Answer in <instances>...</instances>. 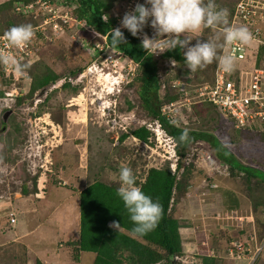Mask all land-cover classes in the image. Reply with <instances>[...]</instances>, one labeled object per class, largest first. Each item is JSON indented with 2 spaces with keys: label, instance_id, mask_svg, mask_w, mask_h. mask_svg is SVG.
<instances>
[{
  "label": "rangeland",
  "instance_id": "374dc122",
  "mask_svg": "<svg viewBox=\"0 0 264 264\" xmlns=\"http://www.w3.org/2000/svg\"><path fill=\"white\" fill-rule=\"evenodd\" d=\"M219 1L227 7L231 2H236L237 0ZM136 2L138 0H133V3ZM114 10L115 14H117L116 19L119 22L114 24L112 28L121 27L120 21L124 13L118 9L116 11L115 8ZM258 25L264 31V17ZM148 28L147 25L144 26L142 33L138 35L139 39L141 38L140 40H142L143 35H147L149 38L156 37L155 29L151 25ZM2 30L3 27L0 21V34L4 33ZM215 31L206 33L203 28L198 33H189V38L194 36L189 41V45L196 43V35L205 38L204 41L207 39L220 44L222 32ZM87 37L89 41L93 42L94 47L100 45L102 48L94 56H91L83 47L79 48L73 40H68L67 38L66 40H64L65 38H58L53 44L44 47L40 64L33 68L34 70L48 64L57 68L54 70L60 74L64 73L73 77L84 74V77L77 82L78 84H69L71 86L70 88L67 87L69 90L61 88L62 90L56 92L58 94L51 93L52 95L48 96L47 101L45 100L46 102L40 103L38 106L28 107L31 102H34V96L31 101L21 105L22 109L21 113L17 115V122L24 127V139L10 142L8 136L6 141L3 140V143L5 142L3 145L0 142V149L2 145L0 152H5L7 160L15 158V162L9 161L8 164L4 163L5 159L1 158L3 160H0V193L4 191L5 195L9 196L6 191L14 189L11 188L12 185L10 186L11 182H13L12 187L18 185L20 178H23L21 175L24 173V167H26L27 171L29 168V172L34 171L43 159L34 157L37 154L35 147L45 142L44 140L48 139L51 141L54 135L55 139L52 144H56V147L53 146V148L57 149L59 146L65 148L64 151L66 153H63V161H65L66 167L57 172L53 170V176L50 179H57L55 180L56 185L52 184L51 189V184H49L47 195L39 199L41 202L48 197L47 202L40 203L42 207L45 208L47 203L48 207L52 209L55 202L59 203V201L68 198L66 190H80L96 179L107 184L118 185L119 168L122 165L130 167L135 176L141 178L152 175L154 170L169 169L171 173L176 175L178 180V177L180 178L185 172L186 174L183 178H185L186 185L190 186V196L188 195L186 200L184 198L175 203L173 216L179 219L185 218V222H188V229H181V232L188 239H186L183 255L176 257V262L178 264H201L202 256L206 255L217 256V264H264V242L259 243L256 241L257 238L255 236L258 229L254 227L255 219L253 220L250 207L252 198L255 200L264 198V184L253 178L247 181L244 173L235 169L232 170L228 165L216 163L215 158L213 163H211L212 161L209 162L206 159L207 157L201 161L206 154L213 155L215 153L213 148L204 141L197 140L190 143L181 156L176 151L175 142H172L169 145L170 147H168L164 142L159 145L153 135H149L148 143H143L130 135L131 131L140 127L146 128L147 124L154 127V121L156 120V118L148 114L143 99L140 97V66L135 65L136 63H130L129 59H126L123 54L106 49L100 37L92 35ZM161 38L158 37L157 40L162 43L163 40ZM248 46L253 48H248V50H252V53L255 49L259 50L257 53L261 52V48L256 47L252 42ZM150 54L151 57L150 59L148 58L146 63L152 64L151 61H153L156 64L160 88L157 91V95L156 92H151L152 94L147 93L146 96L150 98V103L152 104L153 101L156 102L154 98L157 96L159 107H161L167 100L166 88L169 76L176 73L182 75L184 72H188L189 69L176 67L178 66L177 63L172 64L171 61L163 60L159 52L152 55L150 51ZM255 57L254 55L252 59L249 56L248 59L244 58L241 61H237L236 67L238 71L251 68L255 64ZM212 63L196 71V84L206 81L203 77L205 76L204 74L210 75L213 69ZM88 69L92 70V72L87 71ZM177 69L183 70L179 72ZM97 73H100L101 77L108 73L109 78L116 80L117 84L107 86L102 78H98ZM186 75L188 76V74ZM18 82L21 84L23 80H15V84ZM109 87L110 90H108ZM19 90V94L22 96L24 94L22 92L25 91H22L24 90L22 87ZM64 92H66L65 96ZM55 95L57 98H54ZM52 103L57 105L52 107ZM70 104L73 105L70 106ZM100 104H103V106H100ZM195 106H199L197 107V112L194 111V106L188 111L184 108L180 112L171 111L174 114H178L173 118L177 120V126L184 125V128L189 129V131L204 130L212 134V137L216 138L224 148L232 153V157L237 158L241 164L264 171V137L256 134L257 132L243 130V128L236 129V126L225 120L223 116L218 115L217 112L212 113L208 106ZM36 117L41 118V121L46 123L43 126L44 129L46 128L47 134L42 136L41 131L43 129L41 128L33 136V128L29 126L28 121H32ZM54 121L60 124H56ZM262 128L264 129V127L260 129L262 130ZM53 131L55 132L52 133ZM164 133L165 135L162 137L168 140L167 138L171 136L165 130ZM122 134L127 135V137L121 141ZM3 137L4 135L1 136V138ZM55 140H57V143ZM46 143L48 146L51 144V142ZM174 144V149H171ZM51 147L47 148L44 146L41 149L43 150L42 156L49 153L51 157ZM10 148L11 150L8 151ZM75 148L79 150V156L75 154L77 161L74 158L72 159V156H74L72 150H76ZM172 152L174 156L171 157ZM199 163L203 166H199ZM74 166L78 169L75 178H78L79 174L81 175L80 179H78V182L80 181L79 184L76 182L77 180L75 182L68 181V183L66 180ZM208 169L209 171H207ZM212 173L216 174L213 177L215 180L210 179L209 187L204 189L205 186L202 184L206 177H211ZM59 182L64 184L58 185ZM195 187H197L198 192H195ZM15 190L18 191L19 188H15ZM72 203L73 199L69 198L64 204L62 203L63 205L60 206L62 208L57 210L67 209L70 210L69 213L72 211L73 214H77L75 208L73 209V205H71ZM263 211L264 207H258L255 210V215L261 219ZM44 213L40 211L36 214V221L39 219L43 220L45 218ZM60 213L66 216L65 211ZM28 220L31 221V218H28ZM78 220L79 210L77 222ZM9 223V218L0 220V225H4L5 228H10L11 223ZM32 223L31 221L29 225ZM54 224V222L49 221V223L39 226L37 233L27 236L24 240L33 243L40 255L47 250L51 257L56 244V252L61 255L63 264L79 263L80 253H78V261L75 260L74 254L76 252L74 253L73 251L75 247L71 245L79 237V223L71 220L65 224L66 226H56ZM224 225H229L230 231ZM21 226L22 232L25 233L27 224L26 226L17 225V227ZM222 230L226 234L229 232L228 236L230 235L233 238L228 255L222 252L225 246L223 241L220 240V238L225 237ZM8 231L10 230H4V233ZM61 231L62 234L60 233ZM40 233L45 235L43 234V236ZM54 237H58L59 240L56 239L54 242ZM15 242H13L14 244L10 240L2 242L0 264H27L26 248L22 245L23 241L19 244ZM90 256L87 254V258H84L80 264H93L94 259L88 263ZM41 264L56 263L45 261V263L41 262ZM57 264L61 263L58 262Z\"/></svg>",
  "mask_w": 264,
  "mask_h": 264
},
{
  "label": "trees",
  "instance_id": "16d2710c",
  "mask_svg": "<svg viewBox=\"0 0 264 264\" xmlns=\"http://www.w3.org/2000/svg\"><path fill=\"white\" fill-rule=\"evenodd\" d=\"M16 1L21 0H5L0 1V21L3 27L4 33L9 27L13 25H21V24H30L34 25V19L32 15L25 16L21 14H17L13 10V3ZM29 1V0H23ZM72 3H76V16L79 19L85 20L86 24L93 27L98 33L105 35L107 31L112 29L114 24H117V14H115L114 8L118 9L123 13L124 7L131 0H69ZM238 1V0H237ZM237 1L231 2L227 7L220 3L219 0H214L215 4L220 8H226L228 10L229 16V24L232 19V14L235 8ZM103 15H107L109 17L108 21L105 22L102 19ZM261 20H257L256 27H259L258 23ZM150 28V24H146ZM148 28V29H149ZM206 33H212L213 30L215 32H222L223 26L215 27V28H204ZM124 33L126 43H122L116 48H112L117 52L122 53L123 55L129 56L135 63L140 66V97L143 99L144 106L147 109L149 115L153 118L159 117L158 110H159V100L158 97L155 96L153 104L150 103V98L146 95L147 93L152 94L151 92H156L160 88L159 78L156 73V64L151 61L152 64H147L146 61L148 58L150 59L151 54L150 51L146 52V50L142 49L140 46L141 40L137 36H132L127 29L122 31ZM214 32V34H215ZM154 33L155 30H154ZM85 34V33H84ZM213 36V35H212ZM194 37V36H193ZM67 36H65L66 40ZM197 39L201 42L204 41L205 38H201L200 35H196ZM69 40V38H67ZM110 36H107V42L110 45ZM55 40H53L54 42ZM162 41V40H161ZM41 38H38L29 49L32 51L29 55H24V59L22 61L23 64L26 65L24 71L19 73L17 72L10 73L6 76L3 65L0 64V97L3 96V92L5 90H9L11 86L19 88H23L25 92L22 96L17 97L14 103H10V107H2L0 105V124L4 125V129L1 130V136L4 135L3 138L0 136V142L2 145L3 140L10 138V142L19 141V139H24L25 130L24 127L21 126L17 122V115L21 113V105L28 103L33 98L34 92L38 91L39 89H43L44 87L55 83L59 80L62 76H68L67 74H60L59 72L55 71L57 69L50 65H43L37 70H34L36 66L40 64L41 61V54L44 51L45 45H51L53 42L44 43ZM164 41H162L163 43ZM219 42L222 43L220 40ZM77 45V44H76ZM186 50V49H185ZM222 48L219 49L221 54ZM161 57L163 60L172 61L175 60V63L178 64L176 67H186L183 63V55L182 50L174 49L172 51L165 50L161 53ZM152 60V59H151ZM146 63V64H145ZM217 64V61L214 60L212 63V67L214 68ZM188 69V68H187ZM212 69V68H211ZM34 70V71H33ZM179 70V69H177ZM183 69H180L181 72ZM237 70V67L236 69ZM212 71L210 75L204 74L203 79L210 80L212 76ZM189 72H184L182 75L176 73L175 75L172 74L167 79V100L163 103L167 104L171 101H175L179 99V86L172 85L176 79H181L184 75L187 77L186 74L190 77V80L195 81L197 78V73L189 75ZM17 74V75H16ZM237 73L234 72L236 76ZM18 76V77H17ZM23 80L15 84V80ZM12 80V81H11ZM16 85V86H15ZM67 87L69 84L63 85L61 88L64 90H69ZM61 88L53 90L52 94L56 93L57 91L62 90ZM50 94V95H52ZM58 94V93H56ZM49 95V97H50ZM66 92H64V96ZM57 98L55 95L54 98ZM50 99V98H49ZM47 101V100H46ZM45 101V102H46ZM57 104L52 103L51 106H56ZM201 105L208 106L212 111V113L217 112L218 115L221 113L218 109L208 103H203ZM200 105V106H201ZM48 107V106H46ZM197 107L194 105V111L197 112ZM11 109V114L8 116L7 122H3L1 119V115L7 109ZM55 108V107H54ZM52 108L53 110H55ZM51 113V112H49ZM53 113V112H52ZM227 120V119H225ZM231 122L230 120H227ZM56 124H60L57 121H54ZM160 122L164 128V130L172 137L176 144V151L179 155H183L186 151V147L192 143L196 142L197 140H201L206 142L211 148L214 150V154H206L204 159L206 158L209 162L213 163L214 158L216 159V163L218 164H225L228 165L232 170H238L245 174L246 180L253 178L257 179L258 181L264 184V171L252 168L249 166H245L240 163L237 158H233L232 153L229 152L226 148H224L216 138L212 137V134L206 131H189L188 135L190 137L189 140L180 143L178 141L179 135L184 129V125H173L166 121L164 118H160ZM233 126V122H231ZM241 127H236V129ZM243 130H250L252 132H257L256 134H260L264 137V129L258 130L257 128L245 127ZM6 134V135H5ZM134 138L138 139L143 143H148L149 135H153L152 132H149L145 127L137 128L130 132ZM154 136V135H153ZM127 135L122 134L120 140L122 141L125 139ZM1 145V149H2ZM63 147V146H62ZM59 146L57 149H53L51 151V159H52V169L54 171H60L65 169V161H63V153H66L62 148ZM0 149V150H1ZM76 150H72L73 154L78 155L79 151L77 148ZM11 148L8 150L10 151ZM56 150L58 151L56 153ZM63 150V151H62ZM4 151V150H3ZM60 151V152H59ZM62 152V153H61ZM5 159V164L10 162H15V158L11 160H7L5 157V152H0V160ZM66 158V156H65ZM7 162V163H6ZM114 165V164H113ZM25 166V165H24ZM179 168V167H178ZM117 170V168H116ZM23 175H21L20 180L18 181V185L15 187L13 186V182H11V192L16 191L15 188H19L23 194H31L34 192L35 188V180L37 178L36 174H31L29 170L27 171L26 167L23 168ZM185 172L181 175V177H185ZM217 174V172H216ZM212 173L211 177H206L204 183L202 184L205 186L204 189L209 187V183L211 182L210 179L216 175ZM178 177L176 179V175L171 173L169 169H158L154 170L153 174L146 176L145 178L137 177L136 176V183L141 187V190L151 196L154 201H157L162 208L161 216L155 226L154 229L147 232L144 235L134 234L131 229L133 227L132 221L129 219V214L127 213L126 209L123 206V202L116 194V189L118 188L119 181L117 182L118 185L116 186L113 183H104L100 180H93L90 184L85 186L84 188L80 189L79 193V237L78 239L72 243L75 248L74 251V259L78 261V253L80 252H91L94 254V261L93 264H178L177 259L178 256H182L184 253V246L185 241L188 239L186 235L181 232V229H188V222H185V218H177L173 216V206L177 201H181L187 196H190V186L186 185L184 179ZM54 178V177H53ZM9 180V179H8ZM7 180V181H8ZM55 179L52 183H55ZM215 180V179H213ZM56 185V184H55ZM212 187V186H211ZM199 189V188H198ZM14 190V191H13ZM214 190V189H209ZM195 192H198L197 187H195ZM251 204V214L254 221V227L258 229L256 233V241L259 243L264 242V211L262 212V218H258L255 214V210L258 207H264V198L262 200H250ZM213 207V206H212ZM112 221H117L120 225L118 230L110 227ZM187 225V226H186ZM186 226V227H185ZM227 230L230 231V226L224 225ZM223 235L225 237L220 238L225 244L223 251L225 255H228L229 247L232 244L233 238L228 236L224 230H222ZM242 234V232H240ZM230 237V238H229ZM255 239V238H254ZM184 241V244H183ZM222 260V259H220ZM201 264H217L218 258L203 255L201 258ZM36 264H41L36 262Z\"/></svg>",
  "mask_w": 264,
  "mask_h": 264
},
{
  "label": "built area",
  "instance_id": "2783aa9c",
  "mask_svg": "<svg viewBox=\"0 0 264 264\" xmlns=\"http://www.w3.org/2000/svg\"><path fill=\"white\" fill-rule=\"evenodd\" d=\"M132 7L133 0L127 4L124 12L131 11ZM76 9V3H72L69 0H21L14 2L13 10L15 13L25 16H33L35 22L32 26L34 36L26 46L20 49H15L8 46L6 40L4 39V33H1L0 53L14 55L22 62L24 55L31 54L32 51L29 49V46H31V44H33L38 38L45 41L44 43H47V41L51 43L53 40H58V38L64 39L65 36H67V38L73 40L79 48L83 47L84 50H86L89 46H92L94 54H91V56H94L96 53L101 51L102 48L97 44V46L94 47L93 42L89 41L87 37L88 35L100 37L103 46H105L106 49L115 51L114 49L109 48V44L107 42V36L110 31H107L105 35H95V33L98 32L93 27L87 25L85 20L79 19L76 16ZM263 17L264 0H238L235 5L230 24L236 26H247L253 36L251 42L254 43L256 47H260L261 52L257 53L259 50L255 49L252 53V50H248V48L251 49L252 47L248 45L240 46L235 43L226 47L237 57V61H241L244 58L248 59L249 56L253 59V56L255 55V64L246 70L243 69L238 71L237 69L231 73H224L217 62L216 66L213 68L211 79L208 81L206 80L205 82L196 84L195 81H191L190 77H186L185 75L181 79H176L172 85L179 86V99L161 106L158 110L159 117L164 118L166 121H170L178 115L177 113L174 114L171 111L180 112L183 108L188 111L191 110V107L194 105L208 103L215 106L221 113V116L233 122L236 127H251L253 129L257 128L258 130H260L261 127H264V31L255 25L257 20H261ZM123 29L124 28L122 27L121 30ZM224 50L225 49L222 47L221 54H223ZM115 52L122 54L117 51ZM123 56H125L126 59H129L128 61L130 63H135L129 56ZM135 65L138 64L136 63ZM3 70L6 76L12 72L15 73L11 67H6L4 65ZM87 71L92 72V70L89 69ZM234 72L237 73L236 76L234 75ZM17 74L19 76L18 72ZM107 74L102 75V77ZM83 77L84 74H79L77 77L70 75L63 76L55 83L50 84L47 88L39 89L34 92V102H31V107L38 106L40 103L45 102L53 90L61 88L65 84H78L77 82H79ZM19 92L20 90L14 86H11L9 90H5L3 92V96L0 97V105L2 107H10V103H14L15 99L20 97ZM71 105L73 104H70V106ZM155 118L154 127L147 124L146 129L153 133L154 138L159 145L164 142L166 143V146L170 147L169 145L174 142V140L172 137L167 138L168 140H165V138L162 137L165 135L164 128L160 122V118ZM28 124L33 128V136L41 128L43 129L41 131L42 136L47 134V130H45L46 128L44 129L43 126V124L46 125V123L41 121V118L36 117L32 121H28ZM54 132L55 131L52 133ZM54 139L55 136L53 135L51 141L48 139L44 140L45 142H42L44 144L40 143L35 147L37 154H35L34 157L43 158L34 171L30 172L31 174H36L37 176L34 183L35 192L33 195L37 200L46 195L48 178L53 175L52 159L49 153L42 156L43 150L41 149L44 146L47 148L52 146L51 149L53 150V146L56 147V144H52ZM46 142H51L50 146H48ZM55 142L57 143V140H55ZM174 146L175 144L171 147V149H174ZM172 156H174L173 152L171 154V157ZM202 159L204 160V158ZM59 184L64 183L59 182L58 185ZM10 222H14L12 214Z\"/></svg>",
  "mask_w": 264,
  "mask_h": 264
},
{
  "label": "clouds",
  "instance_id": "9594fccd",
  "mask_svg": "<svg viewBox=\"0 0 264 264\" xmlns=\"http://www.w3.org/2000/svg\"><path fill=\"white\" fill-rule=\"evenodd\" d=\"M133 7L128 12H124L125 7L123 9L124 15L120 21L123 30L127 29L132 36L139 38L138 35L142 33L144 26L150 23L151 27L155 29L156 37L149 38L147 35H143L140 43L141 48L146 52L151 51L152 55L158 52L162 53L165 50H182L183 63L190 70V76L214 60L218 62L224 73H231L236 69L237 57L226 46H231L234 43L246 46L253 39L247 26L229 24L228 10L218 7L214 0H144V3H133ZM102 19L107 22L109 17L103 15ZM118 22L119 20H117V24ZM219 26H223L222 43L218 44L207 39L201 42L197 39L194 45H189V41L193 39V37L189 38V33H198L203 28ZM121 27L110 29L108 33L111 38L110 49L126 43ZM98 34L100 33H95L99 36ZM33 36L34 30L30 24L13 25L4 33V39L8 46L15 49L26 46ZM158 37H163L161 39L164 42L158 41ZM222 47L225 50L223 54H220L218 49ZM86 51L94 54L92 46H89ZM171 63L175 64V60H172ZM0 64L11 67L18 73H22L26 67L16 56L7 53H0ZM8 110L11 111L9 108L6 111ZM169 123L176 125L178 122L176 119H171ZM188 133L189 129L184 128L178 141L183 143L189 140ZM52 176H49L47 185L55 184L50 179ZM118 180L119 187L116 189V194L123 202V206L129 214V219L133 223L131 231L134 234L144 235L155 228L161 216V205L141 190L130 167L122 165L119 168ZM47 190L48 188L46 189V195ZM34 192H31L32 196ZM34 200L37 199L34 197ZM2 203L4 202L1 200L0 204ZM11 214L13 215V213H10L8 217L9 222ZM119 225L117 221H112L109 226L118 230Z\"/></svg>",
  "mask_w": 264,
  "mask_h": 264
},
{
  "label": "crops",
  "instance_id": "0c3cea01",
  "mask_svg": "<svg viewBox=\"0 0 264 264\" xmlns=\"http://www.w3.org/2000/svg\"><path fill=\"white\" fill-rule=\"evenodd\" d=\"M0 1H5V0H0ZM137 3H144V1L138 0ZM135 7V6H134ZM133 7V8H134ZM115 11V10H114ZM117 11V9H116ZM76 146V145H75ZM63 151V150H62ZM79 151V150H78ZM62 153V152H61ZM63 155V154H62ZM79 156V155H78ZM74 158L75 161H77L75 154L74 156H72V159ZM204 158V157H203ZM66 159V158H65ZM71 159V157H70ZM203 159H201L202 161ZM71 162V161H69ZM199 166H203L199 163ZM81 168V167H80ZM77 167L74 166V168L72 167V170L69 173V176L66 177L67 179V183L69 182H76L79 184L78 179H80V174L77 176L78 178H75V176L77 175ZM209 171V169L207 170ZM71 175V176H70ZM83 177V176H82ZM8 186V185H7ZM51 189H52V185H51ZM54 189V188H53ZM72 190V191H67L66 190V194H67V199L72 198L73 199V203L71 205H73V209L75 208V211L77 212V214H73V212L71 211L69 213L70 210H62L66 212V216H64V214H61L60 212H62L61 210H59V208H62L60 206H62L66 201H59V203H54V206L52 209H50L48 207V204H45V208L41 206V202H47V199H45L44 201L42 200L37 201L34 199L32 200V195L31 194H23L21 191H14L11 192L10 189H8V191H6V193L9 196H6L4 191L0 193V199L4 202L0 205V220L2 219H8L10 213H13L15 221L13 223H9L10 224V228H5L4 225L1 226L0 225V247L3 241H11L12 244H14L13 242H17L18 244L22 242V245H24V247L26 248V263L27 264H36V262L39 263H45V261H53L54 263H58L60 262L61 264H63V262L61 261V255H58V253L56 252V244L54 247V251L52 254V257L49 256V251L45 250L44 253L42 255H40V253H38V250L35 249L34 244L30 243L24 239H26L27 236H30L31 234L34 235V233H37L39 231V226L44 225L46 223H49V221L54 222L56 226L61 225L64 226L66 223L70 222L71 220H73L74 222H77L78 219V205H79V193L80 190ZM56 197V195H55ZM31 198V199H30ZM55 199V198H54ZM63 203V204H62ZM7 204V205H6ZM65 208H67V206H65ZM45 209V210H42ZM58 209V210H57ZM56 210V211H54ZM40 211L45 212V218L42 220H37L36 221V214H38ZM19 215V217L17 218V216ZM31 215V216H30ZM4 217V218H3ZM28 218H31V221L33 222L31 225H29V223L31 222L30 220H28ZM23 221V223H22ZM7 224V223H5ZM25 225L27 224V230L25 233L22 232V226L21 227H17V225ZM66 226V225H65ZM41 229V228H40ZM67 229V228H66ZM4 230H10L6 233H4ZM62 234V231L60 232ZM40 234H44V233H40ZM45 235V234H44ZM43 235V236H44ZM23 238V239H22ZM56 239H58V237H54V242L56 241ZM59 240V239H58ZM15 242V243H16ZM186 242V241H185ZM87 254L91 255L90 258H88V263H90V261L92 262V260L94 259V254L91 252H80V257H79V261L81 262L84 258H87ZM51 257V258H50ZM64 258V257H63ZM77 263V264H80Z\"/></svg>",
  "mask_w": 264,
  "mask_h": 264
},
{
  "label": "bare ground",
  "instance_id": "6f19581e",
  "mask_svg": "<svg viewBox=\"0 0 264 264\" xmlns=\"http://www.w3.org/2000/svg\"><path fill=\"white\" fill-rule=\"evenodd\" d=\"M97 76H98V78H102V80L107 84V86H114L117 84L116 80L109 78V76L101 77V74H99V73L97 74ZM48 86L44 87V89L47 88ZM108 90H110V87L108 88ZM100 106H103V104L102 105L100 104Z\"/></svg>",
  "mask_w": 264,
  "mask_h": 264
},
{
  "label": "flooded vegetation",
  "instance_id": "af4514ba",
  "mask_svg": "<svg viewBox=\"0 0 264 264\" xmlns=\"http://www.w3.org/2000/svg\"><path fill=\"white\" fill-rule=\"evenodd\" d=\"M6 111H4L3 113H2V115H1V119L3 120V115H4V113H5ZM9 116V115H8ZM8 116L5 118V121L3 120V122H7V120H8ZM0 127H1V130H3L5 127H4V125L1 123L0 124ZM0 135H1V133H0Z\"/></svg>",
  "mask_w": 264,
  "mask_h": 264
},
{
  "label": "water",
  "instance_id": "95a60500",
  "mask_svg": "<svg viewBox=\"0 0 264 264\" xmlns=\"http://www.w3.org/2000/svg\"><path fill=\"white\" fill-rule=\"evenodd\" d=\"M43 91V90H42ZM32 106V104H29V106L28 107H31ZM11 114V111L10 110H8V111H6L5 113H4V115H3V120L5 121V118L8 116V115H10Z\"/></svg>",
  "mask_w": 264,
  "mask_h": 264
}]
</instances>
